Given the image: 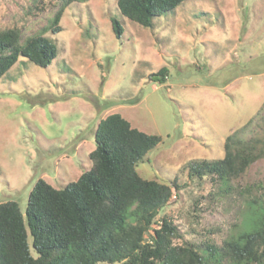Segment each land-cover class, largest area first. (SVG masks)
I'll return each instance as SVG.
<instances>
[{
  "label": "rangeland",
  "instance_id": "1",
  "mask_svg": "<svg viewBox=\"0 0 264 264\" xmlns=\"http://www.w3.org/2000/svg\"><path fill=\"white\" fill-rule=\"evenodd\" d=\"M59 0H0V29L22 40L43 31ZM112 20L123 34L117 38ZM144 28L117 0L74 2L48 68L20 58L0 78V202L25 212L43 179L56 189L89 170L99 123L116 112L132 128L161 137L137 167L146 180L179 186L157 218H170L186 242L223 246L240 232L249 203L264 195V157L228 186L190 175L221 160L226 138L264 137V0H187L174 17ZM169 69L164 83L148 76Z\"/></svg>",
  "mask_w": 264,
  "mask_h": 264
},
{
  "label": "trees",
  "instance_id": "2",
  "mask_svg": "<svg viewBox=\"0 0 264 264\" xmlns=\"http://www.w3.org/2000/svg\"><path fill=\"white\" fill-rule=\"evenodd\" d=\"M87 1L59 0L61 9L51 26L26 40L16 25L0 29V78L20 58L48 68L57 47L46 33H60L63 10ZM186 2L117 0V7L124 18L152 29ZM120 24L112 20L117 38L124 30ZM148 77L164 83L169 69L164 66ZM97 127L96 148L89 153L92 166L77 181L56 189L38 180L25 212L15 201L0 202V264H264V195L249 203L240 232L223 246L179 244L182 236L174 222L168 217L157 222L178 184L146 180L137 171L161 137L132 128L117 112ZM245 128L226 138L221 160L194 164L190 175L215 177L228 186L263 158L264 137L244 139Z\"/></svg>",
  "mask_w": 264,
  "mask_h": 264
}]
</instances>
